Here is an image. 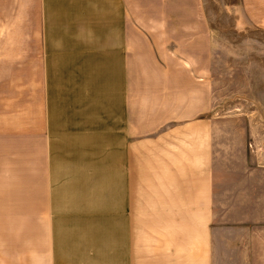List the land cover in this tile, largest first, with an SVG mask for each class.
I'll return each instance as SVG.
<instances>
[{
	"label": "crops",
	"instance_id": "1",
	"mask_svg": "<svg viewBox=\"0 0 264 264\" xmlns=\"http://www.w3.org/2000/svg\"><path fill=\"white\" fill-rule=\"evenodd\" d=\"M241 9L264 29V0ZM210 48L202 0H0V264H264V214H220L219 143L170 126L195 93L186 68L149 74L148 170L203 178L150 199L140 230L141 62L190 63L193 81ZM71 170H116V199L61 198Z\"/></svg>",
	"mask_w": 264,
	"mask_h": 264
},
{
	"label": "rangeland",
	"instance_id": "2",
	"mask_svg": "<svg viewBox=\"0 0 264 264\" xmlns=\"http://www.w3.org/2000/svg\"><path fill=\"white\" fill-rule=\"evenodd\" d=\"M202 1L211 32L204 77L192 81L194 68L190 63L141 62L140 170L137 173L141 231H147L150 225L154 229L146 215L150 199H162L165 193L168 197H179L180 184L195 186L203 178L204 170H148L149 138L154 135L148 119L149 74L165 67L168 70L186 68L189 90L195 92L188 95L187 118L173 119L172 129L182 128L183 133L187 122L188 143L197 130V144L207 147V142H213L216 147L219 143L221 167H233L214 176L216 185L221 184L220 197L226 204V207L220 206V214L228 215L231 221L251 216L254 220L253 215L264 214V207L259 205V199L264 200V170H248L264 168V29L245 17L241 0ZM175 114L178 116L179 112L174 111ZM120 175L126 182L127 174L120 172ZM116 176V170L61 173L60 197L83 194L91 199L105 196L116 199ZM104 184H108L109 196L103 192ZM188 196L196 197V191L189 192ZM230 225L255 229L262 224L249 221Z\"/></svg>",
	"mask_w": 264,
	"mask_h": 264
}]
</instances>
